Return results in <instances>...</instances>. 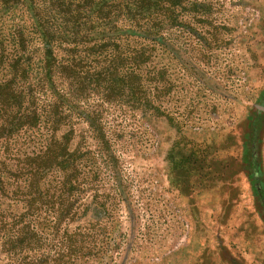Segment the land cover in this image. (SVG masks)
Instances as JSON below:
<instances>
[{
	"label": "trees",
	"instance_id": "16d2710c",
	"mask_svg": "<svg viewBox=\"0 0 264 264\" xmlns=\"http://www.w3.org/2000/svg\"><path fill=\"white\" fill-rule=\"evenodd\" d=\"M214 14L206 0H0V264L114 259L121 178L104 108L179 130L172 76L193 46L206 57ZM106 169L115 194H100Z\"/></svg>",
	"mask_w": 264,
	"mask_h": 264
},
{
	"label": "rangeland",
	"instance_id": "374dc122",
	"mask_svg": "<svg viewBox=\"0 0 264 264\" xmlns=\"http://www.w3.org/2000/svg\"><path fill=\"white\" fill-rule=\"evenodd\" d=\"M206 1L211 49L193 46L172 76L179 130L104 108L121 192L118 248L98 264H264V0ZM102 179L100 194H115L109 170Z\"/></svg>",
	"mask_w": 264,
	"mask_h": 264
}]
</instances>
